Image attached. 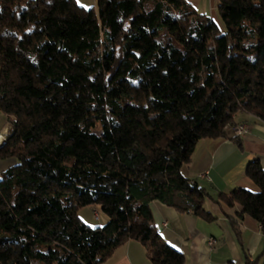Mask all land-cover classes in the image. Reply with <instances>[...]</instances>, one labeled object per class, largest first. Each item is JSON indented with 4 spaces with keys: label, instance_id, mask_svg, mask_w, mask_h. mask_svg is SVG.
<instances>
[{
    "label": "trees",
    "instance_id": "16d2710c",
    "mask_svg": "<svg viewBox=\"0 0 264 264\" xmlns=\"http://www.w3.org/2000/svg\"><path fill=\"white\" fill-rule=\"evenodd\" d=\"M216 22L187 0H0V264H101L128 241L153 264H183L151 202L207 221L186 178L201 139L239 112L264 121V0H219ZM217 203L264 225V170ZM98 206L108 220L78 217Z\"/></svg>",
    "mask_w": 264,
    "mask_h": 264
},
{
    "label": "crops",
    "instance_id": "0c3cea01",
    "mask_svg": "<svg viewBox=\"0 0 264 264\" xmlns=\"http://www.w3.org/2000/svg\"><path fill=\"white\" fill-rule=\"evenodd\" d=\"M76 1L86 8L96 5V0ZM187 1L201 15L209 16L217 24L219 0ZM234 121L235 126L246 125L244 134L235 136L234 126L228 130L225 138L199 140L190 162L181 169L186 178L208 192L204 206L214 217L213 220L207 221L189 212H178L160 201H153L149 205L157 231L168 245L183 255V264H264V225L243 215L235 228L230 217L236 218L239 207L228 208L216 202L217 195L222 191L227 193L240 188L256 193L260 190L245 176V172L248 162L254 159H259L264 170V121L246 111L237 113ZM8 129L7 118L0 111V148L5 143ZM13 164L12 159H0V177L1 172ZM100 219L105 223L108 220ZM209 237L216 239L214 245L207 243ZM101 264L153 263L148 259L146 248L140 242L131 240L119 246Z\"/></svg>",
    "mask_w": 264,
    "mask_h": 264
},
{
    "label": "rangeland",
    "instance_id": "374dc122",
    "mask_svg": "<svg viewBox=\"0 0 264 264\" xmlns=\"http://www.w3.org/2000/svg\"><path fill=\"white\" fill-rule=\"evenodd\" d=\"M207 16V15H206ZM209 17V16H207ZM219 18V17H218ZM217 18V19H218ZM217 25L222 29V25L220 22V19H218ZM95 206H87L84 208H81L78 211V217L82 220V222L86 223L87 225L91 226V227H95L98 224L103 225L105 222L101 221L100 218H107L106 214H104L100 208H94ZM97 213V214H96Z\"/></svg>",
    "mask_w": 264,
    "mask_h": 264
},
{
    "label": "built area",
    "instance_id": "2783aa9c",
    "mask_svg": "<svg viewBox=\"0 0 264 264\" xmlns=\"http://www.w3.org/2000/svg\"><path fill=\"white\" fill-rule=\"evenodd\" d=\"M246 130H247V127H246V125H244V124H242V125H237V126H235V127L233 128V131H234V133H235V136H239V135L244 134V133L246 132ZM96 214H97V213H96ZM163 224L166 225V223H163ZM214 242H216V239H215L214 237H209L207 243L211 246V244H212V245L215 244Z\"/></svg>",
    "mask_w": 264,
    "mask_h": 264
}]
</instances>
